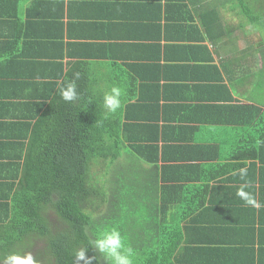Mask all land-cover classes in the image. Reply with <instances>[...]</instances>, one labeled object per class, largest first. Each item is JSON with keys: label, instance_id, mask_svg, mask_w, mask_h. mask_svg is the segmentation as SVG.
Segmentation results:
<instances>
[{"label": "crops", "instance_id": "0c3cea01", "mask_svg": "<svg viewBox=\"0 0 264 264\" xmlns=\"http://www.w3.org/2000/svg\"><path fill=\"white\" fill-rule=\"evenodd\" d=\"M22 62L28 78L17 75ZM4 71L17 83L0 97V154L10 127L51 100L54 82L80 72L79 94L102 98L121 84L128 151L157 146L168 180L159 192L205 200L214 233L195 236L204 254L185 250L184 262L264 264V0H0ZM143 152L148 167L158 153ZM245 185L256 205L236 195ZM157 203L162 222L175 202Z\"/></svg>", "mask_w": 264, "mask_h": 264}, {"label": "trees", "instance_id": "16d2710c", "mask_svg": "<svg viewBox=\"0 0 264 264\" xmlns=\"http://www.w3.org/2000/svg\"><path fill=\"white\" fill-rule=\"evenodd\" d=\"M17 75H31L23 62ZM14 78L13 72L0 73V84L7 83L0 86V97L13 95ZM53 84L46 96L51 100L36 103V111L27 110L25 120L10 127L13 137L0 154V264H13L14 255H31L35 264H85L76 253L86 248L87 264H108L89 241L111 227H119L135 250V264H182L188 261L183 252L191 248L204 254L195 236L214 230L205 223L203 196L184 193L169 200L159 192V183L168 180L157 162L158 147L133 142L128 151L117 112L113 130L102 127L108 119L102 97L80 94L66 102L61 84ZM12 106L6 103L3 110ZM145 148L158 153L148 167ZM163 200L175 204L159 222L157 202Z\"/></svg>", "mask_w": 264, "mask_h": 264}, {"label": "clouds", "instance_id": "9594fccd", "mask_svg": "<svg viewBox=\"0 0 264 264\" xmlns=\"http://www.w3.org/2000/svg\"><path fill=\"white\" fill-rule=\"evenodd\" d=\"M81 78L80 72H75L73 78L66 80L59 87V94L66 102H74L79 99L77 81ZM125 89L121 84L114 83L110 89L103 94L102 105L108 113H116L124 106L123 98ZM241 179L247 176V169H239ZM236 195L250 205H256V200L253 195L246 191V185L237 190ZM89 247L95 252L102 255L108 264H135L136 252L128 246L120 231L119 227L105 228L98 232L94 239L89 241ZM88 249H81L76 253V258L79 261L85 262L91 260L88 256ZM13 264H35L33 257L28 255L21 257L14 255L11 257Z\"/></svg>", "mask_w": 264, "mask_h": 264}, {"label": "rangeland", "instance_id": "374dc122", "mask_svg": "<svg viewBox=\"0 0 264 264\" xmlns=\"http://www.w3.org/2000/svg\"><path fill=\"white\" fill-rule=\"evenodd\" d=\"M232 2V0H229V3H231ZM232 4H234V1H233V3ZM107 214H110V212H106Z\"/></svg>", "mask_w": 264, "mask_h": 264}]
</instances>
